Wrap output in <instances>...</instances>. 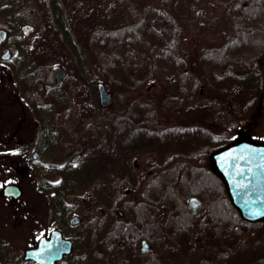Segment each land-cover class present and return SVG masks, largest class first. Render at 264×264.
<instances>
[{"label":"trees","instance_id":"obj_1","mask_svg":"<svg viewBox=\"0 0 264 264\" xmlns=\"http://www.w3.org/2000/svg\"><path fill=\"white\" fill-rule=\"evenodd\" d=\"M113 1L127 11L128 23L108 24L102 14L89 15L79 22L76 7L83 5L82 0L73 2L72 9L63 0H20L16 5L15 0H0V17L4 20L0 27L15 37V47L21 54L18 59L25 60L22 47L31 39V34L21 33L20 25L30 22L35 30L46 33L44 44L51 63L69 68L74 81L91 76L89 91L97 103L96 109L101 107L97 81L108 84L125 100L128 92H137L134 96L140 98L139 93L148 82L172 75L178 78L177 93L170 95L168 102H158L153 107L154 99H147L139 107L148 105L149 110L142 113L130 112L132 105L127 103L122 120L120 113L108 115L104 138L119 139L124 132L120 130L122 125L127 130L122 139L168 141L171 157L159 163L144 160L143 172L107 179L106 219L111 222L107 223L106 237H93L88 243L83 238L74 239L78 253L71 264H170L173 259L175 264V255L188 261L198 257L202 264H226L233 250L236 253L243 247L241 237L251 234L255 226L264 227V220L247 222L241 218L220 179L210 170L207 154L231 140L238 129L252 128L255 120L264 121V0ZM209 2L228 19L230 29L221 31L218 45H184L189 22L208 19L202 7ZM68 12L80 33L78 42L84 41L89 51L90 64L77 49V40L65 20ZM51 77L49 71V75L37 79L45 81ZM28 89L40 93L38 85ZM164 106L174 113L182 109L184 119L170 123L166 116L163 121ZM141 145L134 149L147 148ZM148 170L153 173L146 174ZM157 181L163 184L160 188L167 190L161 198L154 192ZM128 187L134 195L125 192ZM191 195L202 200L195 212L186 205ZM47 196L48 204H52L51 195ZM164 207L168 208V215L166 222L161 223L159 215L164 213ZM37 217L34 211L32 218ZM258 232V236L264 237V232ZM228 236L237 238L233 250L222 253L207 245L209 239ZM142 238L151 245L144 252L138 247ZM257 244L262 241H254L253 246ZM28 261L32 263L20 255L12 256L0 245V264ZM245 264H264V254L257 253Z\"/></svg>","mask_w":264,"mask_h":264},{"label":"flooded vegetation","instance_id":"obj_2","mask_svg":"<svg viewBox=\"0 0 264 264\" xmlns=\"http://www.w3.org/2000/svg\"><path fill=\"white\" fill-rule=\"evenodd\" d=\"M21 33L29 35L23 31ZM14 38L13 34L8 30L5 47H0V55L3 51L6 53L4 62H0V72L3 73L0 76V83L4 85L5 102L9 103V105H18L17 107H12L15 110L18 109V112H12L14 119L17 120L13 131L20 132L22 130L24 135H29L32 132V135L26 139H19L12 138L9 134L8 138L0 139V160L7 162L9 158L14 156L11 154L13 149L19 147V152L15 157L19 158L21 166L15 165V162L12 164V168L17 171V174L26 176L31 170L33 172L46 170L51 172L52 178L43 180L37 189L46 196V199H48V194L51 195L52 204L50 205L54 209L55 216L53 219L56 218L61 221L52 225L47 232H40L39 236L48 235L52 229H58L65 238L71 241L72 245L77 237L83 238L88 243L90 238H97L99 235L92 232L86 237L83 234L75 235L69 230L82 225L83 222L98 228L105 227L108 222H111L106 219L107 179L117 178L123 173L128 177L136 171L143 172L146 168L144 164L142 165L144 160L158 163L170 160L171 154L168 141L161 139H106L101 136L102 131L101 135H97V128L91 127L92 125L89 123L83 129V134L86 136L84 138H77L76 134L73 136L74 133L67 132L68 129L65 128L63 123L69 120L72 112L69 111V108L63 106V103L65 104L66 100L69 103L68 101H71V99L83 102L90 99L89 75L83 76V81L80 79L74 81V77L71 75L72 71L69 68L57 62H52L49 66V71L52 73L51 79L38 80L37 78L41 74L37 66L36 68L23 69L21 67L25 60L13 58L15 55L14 50L17 51ZM55 66L64 69L67 75L63 77L59 87L46 91L45 84H54L56 82L57 72L53 69ZM12 82L17 83V89L19 90H10L9 85L11 86ZM36 85H38L40 93L29 92L28 87H36ZM152 105L154 107L155 104L152 103ZM104 108L106 106L100 107L101 110H104ZM85 110H83L82 114L84 117ZM169 110V107H163V121L166 119L165 112ZM88 114L86 115L87 117L89 116ZM126 115L128 117V113ZM119 116L122 120V116ZM98 117L102 120L98 123L105 126L107 121L105 113ZM120 130L122 131V125H120ZM103 132V136H105V129ZM139 144L147 148L136 151L137 149L134 148H137ZM150 146H156V148H151ZM51 153L55 154L52 160H45V157L41 160L42 156ZM152 173V170L146 172V174ZM17 180L15 182L22 190L20 179L17 178ZM125 192L129 195L133 193L129 187L125 189ZM78 194L82 195L84 206L82 216L75 214V206L69 201V195ZM37 214L42 216V210L38 209ZM72 217H75L74 222H72ZM106 232L107 230H104V234L99 239H104ZM226 238L230 239L231 237L228 236ZM142 240L146 239H140L139 249ZM150 247L151 245L149 244L145 251L150 249ZM223 248L228 250L230 245L227 244ZM225 250L221 252L224 253Z\"/></svg>","mask_w":264,"mask_h":264},{"label":"rangeland","instance_id":"obj_3","mask_svg":"<svg viewBox=\"0 0 264 264\" xmlns=\"http://www.w3.org/2000/svg\"><path fill=\"white\" fill-rule=\"evenodd\" d=\"M14 1V0H11ZM64 3L70 7L71 9L74 7L73 2L75 3L76 0H63ZM20 0H15L14 4H18ZM83 5H77L76 12L80 16L79 19L76 16V20L80 22L81 19H83V22L85 21V17H88L89 15H98L100 16L102 14V18H104V21L108 24H118L122 25L125 23H128L130 21L128 17L127 11L124 9V7H121L119 4H117L113 0H82ZM205 9V15L208 16V19L206 20H191L189 22L190 24L188 27H190V30L187 31L183 36V44L191 46L193 42H199L202 46L205 44H219L221 40V31H227L230 29L229 21L226 17L221 16L220 11L217 10L216 5L209 2L204 4L202 7V10ZM101 18V19H102ZM65 20L68 23V26L70 27L72 34L74 35V40H77V38L80 36L79 31L76 29V25L74 27V18L70 15V12H68L65 16ZM4 20L0 17V23H2ZM75 28V29H74ZM45 35L46 33L44 31H40V29H36L33 32H31L30 41L25 42L22 50L24 53V64L21 68H36L40 69L39 73L41 76H47L49 73V66L51 64V61L49 59L48 55V49L44 44L45 41ZM58 38L61 37L60 33H57ZM251 35V34H250ZM80 40H77L75 43L77 46V49L79 53L82 55V57L85 59V62H90V56L89 51L87 48H85V42L83 41L78 42ZM14 57L15 59H18L21 57V54L17 53L16 50H14ZM48 68V69H47ZM22 72V71H21ZM132 73L136 75L138 74L136 70H132ZM3 75L2 72H0V76ZM139 75V74H138ZM91 78V76L89 77ZM102 82V81H100ZM98 81L96 82V84ZM103 83V82H102ZM104 84V83H103ZM68 85V82H67ZM3 83H0V139H5L9 137L12 138H22L26 139L31 137L32 132L29 135H24L22 130L16 131L14 129V125L17 124V120L14 119L13 113L18 112V109H13L12 107H17L16 105H9V103L5 102L4 92H3ZM107 91L111 94V98L109 101V104L104 108V110H101L99 107L96 109L97 103L93 102L91 95L90 99L87 101H79L76 99H71V101H68L69 103L64 104L63 106L69 108L70 112H72L71 117L68 121L64 122L63 125L66 129H68L67 132L74 133L73 136L76 134L77 138H84L86 137L83 134V129L87 123L92 125L97 132V135H101L102 131V137L105 129L104 124L101 125L98 123L95 119V117H98V115H105L108 117V115L116 116V114L121 115L122 117L125 115V113H122V111L128 107L126 104L131 103L130 112L134 113H142L143 111L149 110L148 105L146 107L140 108L139 106L144 105L143 101H147V99H154V104L156 103H165L168 102V99L170 95H173L174 93H177L178 90V78L176 75L167 76L159 79L155 83H147L145 86V89L139 93V97L134 96L137 92H128V97L123 99V95H121L119 92L114 93L108 84H104ZM9 88L11 91L19 90L18 85L16 82H12L11 86L9 85ZM132 97H131V96ZM142 99V100H140ZM17 101V100H16ZM21 103V102H20ZM151 104V103H150ZM21 105V104H20ZM26 105V104H25ZM85 110V117L83 114V110ZM143 109V110H142ZM170 109V108H169ZM150 110L152 111V106H150ZM13 112V113H12ZM149 112V111H148ZM87 113H89L88 117L86 116ZM113 113V115H112ZM122 113V114H121ZM166 116H168V121L171 123H174L178 120H182L185 117V114L183 113L182 109H176L175 113L172 111V108L165 112ZM133 115V113L131 114ZM87 117V118H86ZM246 131L251 134V136L255 139H264V121L263 120H255V123L252 128L248 129H238V131ZM123 134H126L127 130L122 128ZM121 131V132H122ZM71 133V134H72ZM120 133V138L121 135ZM84 135V136H83ZM97 137V136H96ZM189 146V145H187ZM11 148V147H6ZM19 147H16L13 149V153L11 158L7 162L0 160V190L1 186L6 182H15L20 179V183L22 185V194L21 196L16 200H11L8 198H5L2 196L0 192V245L6 248V250L11 254L14 255H20L22 256L24 248L31 246L35 243L37 239V235L40 232H47L50 225L57 224L61 220L59 219H52L54 216L53 207L48 204V201L46 199V196L38 191V185L43 180H49L51 179V172L46 171H36L29 172L26 176H20L17 174V171H15L12 167V164L14 162L15 165L21 166V163L19 161L17 156L19 152ZM2 149V148H1ZM76 151V150H75ZM210 152V151H209ZM208 152V154H209ZM207 154V161L208 166L210 168V162L209 157ZM55 154L51 153L46 156H42L41 160H52L54 158ZM13 158V159H12ZM56 158V157H55ZM196 159L198 160L199 158ZM19 162V163H18ZM186 173V172H185ZM188 175V174H186ZM16 176V177H15ZM109 177V176H108ZM163 184L160 181H157L154 184V192L156 193V197L160 198L163 197L161 194H165L164 192L167 191L163 188H160ZM131 195H134L131 193ZM79 197V198H78ZM82 195H69V201L74 204L75 206V214L78 216H82L83 212V201H82ZM77 206V207H76ZM38 209L42 210V217L38 216L35 220L32 218V213L34 211L37 212ZM152 209V208H151ZM150 209V210H151ZM164 213L159 215V221L161 223L166 222L167 215H168V208L164 207ZM43 217H46V220L43 221ZM147 218V214L145 216ZM22 221V222H21ZM45 223V224H43ZM172 225V223L170 222ZM263 227V225H262ZM253 227L251 234H245L241 237V239L244 240L243 247L234 253L233 242L237 238H212L208 241V246L210 249H217L220 252L224 251L227 244L230 245V250H233V253L230 255V257L225 260L226 264H245L246 259L254 257L258 254H264V237L258 236L260 232L259 230L264 232V227ZM257 228V230H256ZM104 230H107V226L98 228L97 226H92L89 224H86L83 222L82 225H79L77 227H73L69 230V232L77 235V234H83L90 235L92 232L98 234L99 236L97 238H100L104 234ZM261 240L262 244L255 245L254 241ZM163 252H165V248L163 247ZM229 250V249H228ZM252 250L254 253L250 252ZM73 248L72 251L63 257V259L58 264H71V262L74 260L76 254L78 251ZM226 251V250H225ZM83 253V252H81ZM187 253V248H185V254ZM209 257L212 256V253L208 254ZM176 263L175 264H202L200 263L197 258H194L191 261L186 260L185 258L182 259L180 256L175 255ZM174 260V259H173ZM172 261L170 264H174ZM30 263L29 261L27 262Z\"/></svg>","mask_w":264,"mask_h":264},{"label":"water","instance_id":"obj_4","mask_svg":"<svg viewBox=\"0 0 264 264\" xmlns=\"http://www.w3.org/2000/svg\"><path fill=\"white\" fill-rule=\"evenodd\" d=\"M22 31L27 33L34 26L24 23ZM7 37V30L0 28V43ZM6 53L1 55L5 57ZM57 72L54 84H45L46 91L59 87L67 72L59 66L53 67ZM99 103L105 106L109 103L110 95L101 83L97 84ZM210 169L217 175L226 191V194L238 211L242 219L255 222L264 219V139H255L246 131H239L238 135L221 147L213 149L208 154ZM4 196L13 199L20 196L22 190L16 183L4 184L1 188ZM195 202V206H193ZM201 204L196 196H191L187 205L195 212ZM75 217H72L74 222ZM72 243L62 232L54 229L49 236H41L34 245L23 250V258L30 259L35 264H56L63 253L70 251ZM149 246L142 240L140 250L145 251Z\"/></svg>","mask_w":264,"mask_h":264},{"label":"snow or ice","instance_id":"obj_5","mask_svg":"<svg viewBox=\"0 0 264 264\" xmlns=\"http://www.w3.org/2000/svg\"><path fill=\"white\" fill-rule=\"evenodd\" d=\"M193 206H195V202H193Z\"/></svg>","mask_w":264,"mask_h":264}]
</instances>
